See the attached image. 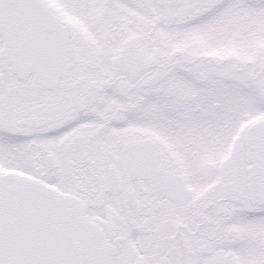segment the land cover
I'll list each match as a JSON object with an SVG mask.
<instances>
[{"label":"snow or ice","instance_id":"6c2138e0","mask_svg":"<svg viewBox=\"0 0 264 264\" xmlns=\"http://www.w3.org/2000/svg\"><path fill=\"white\" fill-rule=\"evenodd\" d=\"M0 264H264V0H0Z\"/></svg>","mask_w":264,"mask_h":264}]
</instances>
